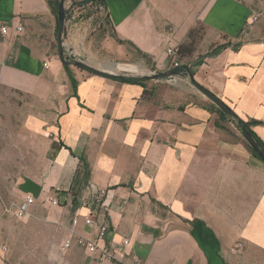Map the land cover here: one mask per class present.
I'll return each instance as SVG.
<instances>
[{
	"label": "crops",
	"instance_id": "obj_1",
	"mask_svg": "<svg viewBox=\"0 0 264 264\" xmlns=\"http://www.w3.org/2000/svg\"><path fill=\"white\" fill-rule=\"evenodd\" d=\"M104 2L116 38L147 54L158 71L171 63L166 50L185 43L198 23L207 43L228 44L199 56L193 79L242 121H257L252 131L264 143V0ZM1 26L8 34L0 31V94L33 107L17 110L22 135L8 147L15 187L0 183V264L3 239L18 240L7 234L4 209L17 219L26 196L34 204L18 219H28L25 230L40 225L29 218L43 206L70 215L69 223L57 222L71 246L54 264H264V164L189 77L142 87L72 70L48 57L56 22L46 0H0ZM81 159L90 173L78 192ZM102 225L108 234L98 248L111 257L101 263L99 250L92 254L77 240H95Z\"/></svg>",
	"mask_w": 264,
	"mask_h": 264
},
{
	"label": "rangeland",
	"instance_id": "obj_2",
	"mask_svg": "<svg viewBox=\"0 0 264 264\" xmlns=\"http://www.w3.org/2000/svg\"><path fill=\"white\" fill-rule=\"evenodd\" d=\"M51 1L58 4L60 2V0ZM80 2L81 0H63L66 27L63 31L62 45L64 53L66 52L70 58L68 66L72 70L78 69L73 62H82L99 71L114 70V74L117 75L131 76L127 72L136 70L143 71L141 74L136 75L137 77L145 74L150 76L152 73L161 72L155 69L151 63L152 61L147 64V60L140 57L131 47L117 48V43L112 38V27L106 21L105 11L97 6H79ZM71 4L72 6H70ZM206 31V28L200 23L193 28L191 40L194 43V51L191 58L182 59L181 64L188 63L193 68V63L199 60V56L201 58L209 49L217 46V43L206 42ZM49 42L48 57H58L55 32ZM194 56L197 58L196 61L193 59ZM22 107L29 109L33 105L29 99H22L21 101V99L17 100L13 93L7 95L3 91L1 92L0 183L8 191L15 187V173L17 171L16 163L11 159L10 155L12 154L8 147L16 141L18 134L19 136L22 135L19 131L21 122L17 118V110ZM224 122L229 128L239 133L235 120L228 118V121ZM11 123L16 127V130H11V126L8 125ZM8 214V212H4V216H2V220L10 223L11 226L7 234L15 235L18 240L13 244H8L7 239H3L4 248L8 246L2 252L6 264H54L59 261L61 254H63L62 247L66 243L64 241L68 235L67 228L61 226L57 221L67 219L66 223H69V213H65L61 207L43 206L41 213H33L29 218L30 222L39 223L40 225L35 224L33 228H27L26 230L24 229V223L28 219H13ZM38 234L40 239L35 240Z\"/></svg>",
	"mask_w": 264,
	"mask_h": 264
},
{
	"label": "trees",
	"instance_id": "obj_3",
	"mask_svg": "<svg viewBox=\"0 0 264 264\" xmlns=\"http://www.w3.org/2000/svg\"><path fill=\"white\" fill-rule=\"evenodd\" d=\"M49 7L51 8V13L53 16L56 15V11H58V3L57 2H53L51 0H46ZM77 4V3H76ZM72 6V4L70 5ZM79 6H97L100 7V9H103L104 11H106V6H105V2L104 0H81V2L79 3ZM106 15V21L110 24L109 22V18ZM193 29L191 31H189L188 35H187V40L185 43H183L182 45H179L178 47H176V59L177 61H179V64H181L182 59L185 58H191L192 54H193V47H194V43L191 40V33H192ZM55 34H56V28H55ZM112 38L115 39L116 43L120 44V45H125L127 44L128 46H130L133 50H135L137 52L138 55H140V57H142L143 59L147 60V64L148 62L151 61V59H149V57L147 56V54L142 53L141 51H139L138 49H136L133 44H131V42H127V41H122L116 38L115 34L113 33ZM228 44H222L218 47H216L215 49L209 51L205 56L203 57H207L210 55H215L216 53H218L220 50H222L223 48H226ZM201 63V61H197V63H195V66H198ZM184 66L187 68V70H182L181 67ZM67 69V68H66ZM177 70V74L179 76H187L188 74L190 76H193L194 71L193 68L191 67V65L187 64H182L179 67L175 68ZM67 73L69 75V78L72 82V84L74 83L71 72L69 70H67ZM119 82L122 83H129L130 85H140L142 87H144L145 82H147L146 79H141V78H122V79H116ZM219 115L221 117H226L228 118L222 111L219 110ZM237 127L239 128V130L245 131L247 132L251 138L257 143V148L264 154V143L258 138V136L252 131V127L255 126L256 124H258L257 121H248V122H244L241 119L238 120V122H236ZM248 149H250V151L252 152L253 156L255 158H257V160L260 161L259 157L257 156V154L255 153V151L248 145ZM81 168L77 170V172L74 174V188L78 186L77 191L79 192L81 189H83L85 183L87 182V179L89 177V169L88 166L86 165L84 159H81Z\"/></svg>",
	"mask_w": 264,
	"mask_h": 264
},
{
	"label": "water",
	"instance_id": "obj_4",
	"mask_svg": "<svg viewBox=\"0 0 264 264\" xmlns=\"http://www.w3.org/2000/svg\"><path fill=\"white\" fill-rule=\"evenodd\" d=\"M63 0H60L59 5H58V11L57 14L55 16V20H56V38H57V47H58V56H59V61L64 64V65H68V60H70L69 56L66 54V52L64 53L63 50V31L64 28L66 27V18H65V9L63 7ZM75 64V66H77L78 68H82V70L87 71L91 74L94 75H98L99 77L102 78H107V79H122V78H141V79H146V80H155V81H167L168 79H170L171 77H174L177 74V70L176 69H170L168 68V70L166 72H158V73H152V75H142L140 77L137 76H127V75H114L112 73H108L106 71H99L98 69H95L89 65H86L82 62H73ZM182 70H187L186 67L182 66L181 67ZM190 78V82L191 84L195 87V89H197L199 92H201L203 95H205L206 98H208L220 111H222L228 118H231L233 120H235V123L238 122L239 118L234 114L235 112L226 105V103L215 97V95H213L209 90L205 89L204 87L200 86L199 84H197L195 82V79H193V76H190L189 74L187 75ZM238 131L241 133L243 139L249 144V146L255 151V153L257 154V156L259 157V159L263 162L264 164V154L257 148V143L251 138V136L242 130Z\"/></svg>",
	"mask_w": 264,
	"mask_h": 264
},
{
	"label": "built area",
	"instance_id": "obj_5",
	"mask_svg": "<svg viewBox=\"0 0 264 264\" xmlns=\"http://www.w3.org/2000/svg\"><path fill=\"white\" fill-rule=\"evenodd\" d=\"M252 21H256L257 20V15H253L252 17ZM18 31H21L20 28H17ZM0 31L2 33L3 36H6L8 34V30L7 27H0ZM166 54L167 56L170 58V62L169 63V68L170 69H175L177 67L180 66L179 61H177L176 59V48H168L166 50ZM43 66L45 68H47V64L43 63ZM182 76L176 75L174 77H171L170 79H168L167 81H164V83L166 84H173L175 83L176 79L180 78ZM48 202L52 205V206H58L60 205V201L54 197V196H50L48 198ZM34 204V200L33 198L26 196L24 201L19 204L17 206V208L14 211V217L17 219H22L23 217H25V215L28 213V210L30 208V206ZM9 208L8 209H4V212H9ZM77 222V219L75 218L74 221H72L73 224H75ZM86 225H91L93 223V220L90 217H86L85 218V222ZM107 234H108V227L106 225H102L101 227H99V230L97 232L96 238L95 240H91V239H78L77 240V245L79 247H82L84 250L90 252V253H95L98 250L100 251V255H99V261L102 263L105 260H107L108 258L111 257V254L109 252V249H107V247H102L101 249L98 248V242H102L105 241V239L107 238ZM122 245H127V241L123 240L122 241ZM71 246L70 242H66L62 249L66 250ZM238 249L240 248V246H237Z\"/></svg>",
	"mask_w": 264,
	"mask_h": 264
},
{
	"label": "bare ground",
	"instance_id": "obj_6",
	"mask_svg": "<svg viewBox=\"0 0 264 264\" xmlns=\"http://www.w3.org/2000/svg\"><path fill=\"white\" fill-rule=\"evenodd\" d=\"M125 70V69H124ZM103 71H106L108 73H112L114 74V70H111V69H107V70H103ZM123 71V70H122ZM125 72V71H124ZM143 71H140V70H136V71H128L127 74H130L132 76H136V75H139L141 74ZM146 73V72H145ZM148 73V72H147ZM124 74V73H123ZM114 75H117V74H114ZM129 76V75H128Z\"/></svg>",
	"mask_w": 264,
	"mask_h": 264
}]
</instances>
